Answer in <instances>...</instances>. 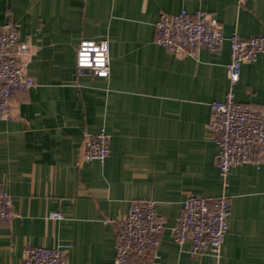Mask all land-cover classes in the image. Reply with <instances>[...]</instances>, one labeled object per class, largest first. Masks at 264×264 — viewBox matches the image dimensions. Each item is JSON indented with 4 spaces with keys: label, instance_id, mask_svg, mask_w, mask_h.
<instances>
[{
    "label": "crops",
    "instance_id": "obj_1",
    "mask_svg": "<svg viewBox=\"0 0 264 264\" xmlns=\"http://www.w3.org/2000/svg\"><path fill=\"white\" fill-rule=\"evenodd\" d=\"M203 11L223 28L216 53L175 57L155 41L161 13ZM16 23L30 48L35 87L0 121V187L20 218L0 224V264H22L27 246L68 247L66 264H112L114 221L131 202H156L165 228L153 249L165 264H264V164L232 169L224 191L211 104L229 90L233 34L264 35V0H0V25ZM84 40H106L109 78L79 73ZM235 100L264 105V54L241 67ZM104 130L110 154L82 163L87 134ZM229 197L222 256L194 257L173 229L189 196ZM53 213L61 219H51ZM150 255L144 259H148Z\"/></svg>",
    "mask_w": 264,
    "mask_h": 264
},
{
    "label": "built area",
    "instance_id": "obj_2",
    "mask_svg": "<svg viewBox=\"0 0 264 264\" xmlns=\"http://www.w3.org/2000/svg\"><path fill=\"white\" fill-rule=\"evenodd\" d=\"M244 5L251 0H237ZM156 43L175 57L195 56L201 50L218 52L225 36L222 26L203 11L177 15L161 13L156 24ZM230 43L228 65L229 90L224 100L211 104L208 125L212 140L218 147V169L224 191L229 186L232 169L250 164H264V105L240 104L235 100L234 87L238 84L241 67L253 63L264 54V35L243 38L233 34ZM86 56L85 61L83 57ZM30 48L20 41L16 23L0 25V121L15 118L13 100L19 93L26 94L35 87V80L28 75ZM76 65L79 73L109 78L110 48L106 40H84L78 46ZM110 154V138L101 130L87 134L80 149V161L104 162ZM230 201L226 193L214 199L189 195L182 203L173 229L174 242L190 245L194 257L211 256L220 259L222 243L228 232ZM53 213L51 219H61ZM16 212L12 197L0 187V224L8 225ZM116 226V255L112 264H165L153 249L159 244V236L165 228V219L156 202L136 199L124 217L114 221ZM147 255L150 257L144 260ZM68 247L53 248L27 246L22 264H66Z\"/></svg>",
    "mask_w": 264,
    "mask_h": 264
},
{
    "label": "clouds",
    "instance_id": "obj_3",
    "mask_svg": "<svg viewBox=\"0 0 264 264\" xmlns=\"http://www.w3.org/2000/svg\"><path fill=\"white\" fill-rule=\"evenodd\" d=\"M83 59L86 61V60H87V57H86V56H84V57H83Z\"/></svg>",
    "mask_w": 264,
    "mask_h": 264
}]
</instances>
